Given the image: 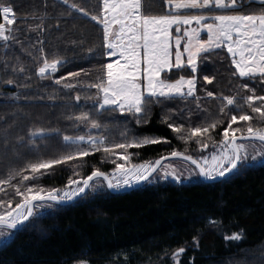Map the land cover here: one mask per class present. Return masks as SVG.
<instances>
[{
	"label": "snow or ice",
	"instance_id": "obj_1",
	"mask_svg": "<svg viewBox=\"0 0 264 264\" xmlns=\"http://www.w3.org/2000/svg\"><path fill=\"white\" fill-rule=\"evenodd\" d=\"M252 2L248 0L249 4ZM165 3L167 10L163 14H150L144 0H100L99 11L93 14L75 0H59L62 8L60 16L76 13L101 26L103 55L110 62L101 63L94 81L86 84L81 76H91L87 69L71 71L56 78L55 74L67 60L55 53L49 58L44 48L45 41L40 37L29 45L39 55L29 51L17 35L21 29L13 27L17 23L14 7L0 3V16L4 21L0 23L3 47L8 50L13 45H19L21 51L36 64L35 75L39 80H49L62 90H68V93L75 92L70 97L74 101L72 107L79 108L67 114L65 119L72 121L76 128L87 129L82 135H67L60 128L32 126L25 135L17 134L10 140L9 129L12 125L5 127V150L11 151L17 160L23 157L20 148H27L34 156L25 159L20 166L10 164L3 178H0V197H3L0 198V239L7 243L16 231L25 227L26 222L30 226V222L38 215L37 210L71 202L88 191L95 192L105 187L117 191L132 188L149 182L154 173L164 180L171 178L177 183H182L184 179L191 180L194 175L216 181L227 179L234 173L246 174L250 161H264V126L253 123L258 120L264 125V95H257L256 89L248 83L240 85V89L248 93L245 95L239 91L235 95H217L205 89L206 98L220 102V114L230 109L229 122L219 141L214 140L212 133L223 123L220 119L208 121L205 118L201 123L186 128L184 123H169L171 117L164 118L163 122L186 145L195 141L200 151L204 152L211 142L213 150L209 156L195 158L187 154V148L184 151L174 149L155 161L133 163L134 153L130 149H142L169 141L162 137L132 134L127 123L120 127L119 140L109 135L110 127L101 119L105 113L130 115L135 125H142L149 121L150 106L160 103L162 99L193 97L199 101L198 79L211 85L215 76L203 75L198 78V61L207 59L208 54L217 49L226 50L230 55L234 75L251 81L259 78L264 84V0H260L261 8L257 12L245 11V0H165ZM41 6L47 9V0H42ZM46 16V11L40 15L34 9L22 18V22L26 24L29 19L39 21L34 27L28 25L29 32L47 31L44 27ZM54 27L59 29V20ZM87 52L92 55L94 50L89 48ZM113 57L114 60L111 59ZM185 69L190 71L189 76L171 77L173 70L182 72ZM0 70L11 73L3 80L4 84L29 87L26 83H17V78L21 76L25 80L32 78L19 55H6ZM81 87L95 91L82 97L77 90ZM19 98L18 95L13 97ZM58 98L56 92L46 97H35L40 101L47 99L52 102ZM82 99L84 105L80 106ZM197 107L207 114V109L201 108L199 103ZM191 116L189 112L187 118L190 120ZM241 123L243 128L233 127ZM54 136L61 138L62 151L56 156L45 157L41 148L46 147V142ZM95 153H101L105 160H110L114 165L113 171L109 173L93 167L89 175L81 176L79 169L85 165L86 158ZM170 158L189 163L187 176L173 165L163 164L164 160ZM63 165L69 166L73 176L80 178H69L64 188H45L40 184L56 166ZM15 197H19V200L15 201L13 207ZM210 223L215 224L216 221ZM225 238L239 241L242 232ZM184 252L185 249L180 248L173 256L178 258ZM81 264L88 262L81 261Z\"/></svg>",
	"mask_w": 264,
	"mask_h": 264
},
{
	"label": "trees",
	"instance_id": "obj_2",
	"mask_svg": "<svg viewBox=\"0 0 264 264\" xmlns=\"http://www.w3.org/2000/svg\"><path fill=\"white\" fill-rule=\"evenodd\" d=\"M75 2L93 14L99 11L100 0ZM0 3L14 7L17 23L13 27L21 29L17 35L29 51L39 55L29 45L40 37L45 41L44 48L49 58L55 53L67 60L55 74L56 78L71 71L87 69L91 76H81L86 84L94 81L101 63L110 61L103 55L101 26L76 13L60 16L62 8L59 0H47V9L41 6L42 0H0ZM144 3L150 14H163L167 10L165 0H144ZM245 5L244 10L247 12H257L261 8L260 3L249 4L247 0ZM34 9L40 15L47 12L44 21L47 31L29 32L28 25L34 27L39 21L29 19L26 24L22 22V18ZM57 20L59 29L54 27ZM73 41L76 43L73 44ZM89 48L94 50L92 55L87 52ZM6 55H19L32 78H17V83H26L28 88L7 85L3 80L11 73L0 70V178H3L10 164L20 166L25 159L34 156L27 148H20L23 157L17 160L11 151L5 150L3 136L7 125H12L9 129L10 140L17 134L25 135L32 126L60 128L67 135H82L87 131L83 127H74L72 121L65 119L67 114L79 108L72 107L74 101L70 97L75 92L68 93V90H62L52 81L39 80L35 75L36 64L21 51L19 45H13L8 50L3 44L0 45V69ZM198 64V78L203 75L215 76L211 85L198 79L199 101L193 97L162 99L160 103L150 106L149 121L142 125H135L130 115L124 116L118 112L105 113L101 117L110 127L109 135L116 140L120 139V127L127 123L132 134L162 137L169 141L142 149H130L134 153L133 163L155 161L174 149L184 151L187 148V154L195 158L210 155L213 150L211 142L208 150L201 152L195 141L186 145L163 122L165 117H171L169 123H184L187 128L201 123L205 118L208 121L220 119L223 123L212 135L215 141L222 139L223 129L229 122L230 109L220 114V102L206 98L205 89L217 95H235L238 91L245 95L248 93L241 90L240 85L248 83L256 89L257 95H264V84L259 78L251 81L234 75L235 69L226 50L217 49L208 54L207 59L198 61ZM179 75L187 77L190 71L173 70L171 77L175 79ZM77 90L82 97L95 91L83 87ZM52 92H56L59 97L55 102L35 99L36 96L46 97ZM16 95L20 97L18 100L13 99ZM26 96L28 99H25ZM197 103L207 109V114L197 107ZM83 105L82 99L80 106ZM189 112L192 113L190 120L187 118ZM253 123L264 126L258 120ZM237 126L244 127L243 123L233 125ZM93 134H96L95 131ZM46 144V147L41 148L45 157L56 156L62 151V141L58 136ZM249 164L246 174L234 173L227 179L212 183L200 179L177 183L153 177L134 190L111 193L102 188L95 192L88 191L72 204L37 210L38 215L30 222V226L26 223L9 242L2 240L0 264H81V261H87L88 264H177L173 253L180 248H184L185 252L177 258L179 264H264V161H250ZM93 167L109 173L114 169L110 160H105L101 153H95L86 158L85 165L79 169L81 176L89 175ZM69 178L80 177H74L67 165L56 166L40 184L45 188H64ZM8 191L12 192L11 189ZM18 200L19 197H15L13 207ZM240 232L242 239L239 241L225 238Z\"/></svg>",
	"mask_w": 264,
	"mask_h": 264
},
{
	"label": "rangeland",
	"instance_id": "obj_3",
	"mask_svg": "<svg viewBox=\"0 0 264 264\" xmlns=\"http://www.w3.org/2000/svg\"><path fill=\"white\" fill-rule=\"evenodd\" d=\"M247 2H248V0H247ZM253 2L254 3H260V0H253ZM261 4V3H260ZM1 19H2V17H1ZM1 23H3L2 21H1ZM111 59H115L114 57L113 58H111ZM110 62V61H109ZM252 162H258V161H252ZM168 164H171V165H173V167H175L177 170H179V171H181V172H184V174H185V176H187V174H188V171H190V165H187V164H185V163H183V162H181V161H169V162H166V163H164V165H168ZM191 167H193V166H191ZM154 177H155V179H160V180H163V181H166V180H164V179H162L161 177H159V176H157L156 174L154 175ZM199 177H197V176H193L192 177V179L191 180H195V179H198ZM169 181H174V180H172L171 178H169L168 179ZM183 181H188V179H184ZM175 182V181H174ZM100 189H102V188H99V190ZM98 189H97V191H99ZM46 209H48V208H46ZM2 240L3 239H0V244H1V242H2ZM182 255V254H181ZM179 259V258H178ZM176 262H177V258H176V260H175Z\"/></svg>",
	"mask_w": 264,
	"mask_h": 264
},
{
	"label": "water",
	"instance_id": "obj_4",
	"mask_svg": "<svg viewBox=\"0 0 264 264\" xmlns=\"http://www.w3.org/2000/svg\"><path fill=\"white\" fill-rule=\"evenodd\" d=\"M1 44H3V42L2 41H0V45ZM160 159V158H159ZM175 160H178V159H175V158H170V159H168V160H164L163 161V164L164 163H166V162H169V161H175ZM181 161V160H180ZM155 175V173L153 174V176ZM152 176V177H153ZM152 177H150V179L152 178ZM199 179L200 180H202V181H204V182H210V183H212V182H216V181H220V180H223V179H217L216 181H209V180H205V179H203L202 177H199ZM146 182H143V183H141V184H139V185H136V186H134V187H132V188H125V189H121V190H111V189H107L108 191H110L111 193H121V192H125V191H130V190H134V189H137V188H139V187H141V186H143L144 184H145ZM83 196H80V197H77L75 200H73V201H71V202H68V203H65V204H60V205H69V204H72V203H74V202H76L77 200H79L80 198H82ZM27 223V222H26ZM183 254V253H182Z\"/></svg>",
	"mask_w": 264,
	"mask_h": 264
},
{
	"label": "flooded vegetation",
	"instance_id": "obj_5",
	"mask_svg": "<svg viewBox=\"0 0 264 264\" xmlns=\"http://www.w3.org/2000/svg\"><path fill=\"white\" fill-rule=\"evenodd\" d=\"M99 190V189H98Z\"/></svg>",
	"mask_w": 264,
	"mask_h": 264
}]
</instances>
